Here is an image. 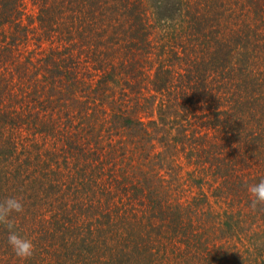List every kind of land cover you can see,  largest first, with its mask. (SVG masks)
Listing matches in <instances>:
<instances>
[{
  "label": "trees",
  "instance_id": "trees-1",
  "mask_svg": "<svg viewBox=\"0 0 264 264\" xmlns=\"http://www.w3.org/2000/svg\"><path fill=\"white\" fill-rule=\"evenodd\" d=\"M261 179L264 0H0V264H264Z\"/></svg>",
  "mask_w": 264,
  "mask_h": 264
},
{
  "label": "clouds",
  "instance_id": "clouds-1",
  "mask_svg": "<svg viewBox=\"0 0 264 264\" xmlns=\"http://www.w3.org/2000/svg\"><path fill=\"white\" fill-rule=\"evenodd\" d=\"M247 191L250 195V207L255 211L264 206V179L258 183L249 184ZM25 211L24 203L15 196L6 197L0 202V225H4L8 231V244L16 257L28 260L35 255L36 246L31 238H28L16 231L14 214Z\"/></svg>",
  "mask_w": 264,
  "mask_h": 264
},
{
  "label": "rangeland",
  "instance_id": "rangeland-1",
  "mask_svg": "<svg viewBox=\"0 0 264 264\" xmlns=\"http://www.w3.org/2000/svg\"><path fill=\"white\" fill-rule=\"evenodd\" d=\"M48 46V44H47ZM177 162H179L180 164H183L186 166V169H188L189 167L185 164L186 163V158L184 155H181L178 159H176Z\"/></svg>",
  "mask_w": 264,
  "mask_h": 264
}]
</instances>
